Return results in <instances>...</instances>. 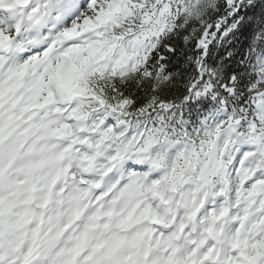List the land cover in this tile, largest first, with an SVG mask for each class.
Here are the masks:
<instances>
[{"label":"clouds","instance_id":"clouds-1","mask_svg":"<svg viewBox=\"0 0 264 264\" xmlns=\"http://www.w3.org/2000/svg\"><path fill=\"white\" fill-rule=\"evenodd\" d=\"M108 6L0 2V264H264V192L242 194L226 140L154 133L131 21L101 24Z\"/></svg>","mask_w":264,"mask_h":264},{"label":"snow or ice","instance_id":"snow-or-ice-1","mask_svg":"<svg viewBox=\"0 0 264 264\" xmlns=\"http://www.w3.org/2000/svg\"><path fill=\"white\" fill-rule=\"evenodd\" d=\"M41 3L37 16L56 0ZM118 17L131 21L124 55L150 83L133 107L156 116L154 133L179 120L202 148L226 140L247 170L242 194L264 192V0H109L98 14ZM13 43L0 26V53Z\"/></svg>","mask_w":264,"mask_h":264}]
</instances>
